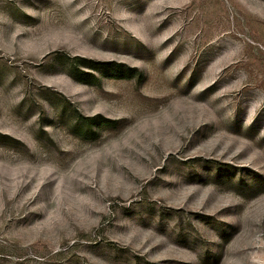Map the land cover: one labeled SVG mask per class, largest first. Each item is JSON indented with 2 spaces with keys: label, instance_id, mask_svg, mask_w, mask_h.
Returning <instances> with one entry per match:
<instances>
[{
  "label": "rangeland",
  "instance_id": "obj_1",
  "mask_svg": "<svg viewBox=\"0 0 264 264\" xmlns=\"http://www.w3.org/2000/svg\"><path fill=\"white\" fill-rule=\"evenodd\" d=\"M0 264H264V0H0Z\"/></svg>",
  "mask_w": 264,
  "mask_h": 264
}]
</instances>
